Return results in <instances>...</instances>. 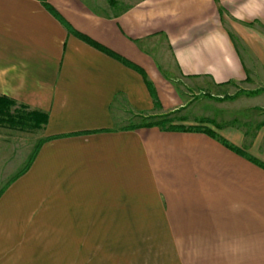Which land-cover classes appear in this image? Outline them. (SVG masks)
I'll return each mask as SVG.
<instances>
[{"label":"crops","instance_id":"0c3cea01","mask_svg":"<svg viewBox=\"0 0 264 264\" xmlns=\"http://www.w3.org/2000/svg\"><path fill=\"white\" fill-rule=\"evenodd\" d=\"M46 2L137 69L39 0H0V96L47 114L40 139L63 136L0 197V264H37L52 236L77 259L91 244L93 264L111 245L115 264H264L248 158L264 165V126L216 121L191 94L264 84V0Z\"/></svg>","mask_w":264,"mask_h":264},{"label":"rangeland","instance_id":"374dc122","mask_svg":"<svg viewBox=\"0 0 264 264\" xmlns=\"http://www.w3.org/2000/svg\"><path fill=\"white\" fill-rule=\"evenodd\" d=\"M203 88L205 89H191V94H196L192 98L195 97L194 100L199 101L196 107L203 115L216 121H226L229 125L237 126L250 135L263 127L261 126L264 123L263 83L246 82L228 87L211 85L203 86ZM155 121L154 118H148L142 120L141 123L148 124ZM40 140L42 139H40L39 129L21 130L17 127L0 125L1 195L12 185L8 186V183L24 168ZM55 239L56 237L52 236L51 242L42 244V246L46 245L47 249L43 251L42 260H35L37 264L38 262L41 264H93L91 256L96 255V253L91 251V244H84L83 258L77 259L74 244H68L66 251H61V244ZM110 248L114 259L110 258L109 261V259L102 258L106 252L101 249L99 252L101 258L96 259L94 264H115L114 260H117L119 255L118 248L112 245ZM61 253L64 254V258H61ZM118 261L120 262V258Z\"/></svg>","mask_w":264,"mask_h":264},{"label":"trees","instance_id":"16d2710c","mask_svg":"<svg viewBox=\"0 0 264 264\" xmlns=\"http://www.w3.org/2000/svg\"><path fill=\"white\" fill-rule=\"evenodd\" d=\"M41 4L44 6V8L51 14L53 15L62 25L63 27L68 31L69 34L74 35L78 39L84 41L88 45L98 49L99 51H102L120 61L123 62V64L137 69L133 64L130 62L122 59L121 57L117 56L116 54L112 53L111 51L107 50L100 44L96 43L89 37L79 33L76 31L58 12L55 10L54 7H52L50 4L46 2V0H39ZM149 89L151 90V93L154 95L153 88L149 84ZM170 122L169 120H162L160 122H154V123H149L147 126H158V125H164L166 123ZM47 124V114L41 113L38 111H33L29 110L26 106L24 105H18L14 100L9 99L4 96H0V125H8L10 127H17L19 129H31V130H36L40 129L42 126ZM261 126H264V123L261 124ZM205 133L212 135V133L208 130L204 131ZM63 136H53V137H47L45 139L40 140L32 154L30 155L27 163L25 164L24 168L8 183V186L10 184H13L15 181H17L20 177L25 175L32 165L39 149L41 146L46 142L54 139L61 138ZM222 142L226 145L225 141L222 140ZM228 146V145H227ZM231 150L242 154V152L234 147L228 146ZM251 161L254 163L258 164L260 167L264 169V165L261 163H258L256 160L251 159L248 157ZM2 192H0L1 196Z\"/></svg>","mask_w":264,"mask_h":264}]
</instances>
